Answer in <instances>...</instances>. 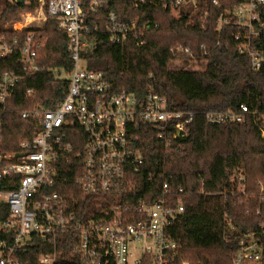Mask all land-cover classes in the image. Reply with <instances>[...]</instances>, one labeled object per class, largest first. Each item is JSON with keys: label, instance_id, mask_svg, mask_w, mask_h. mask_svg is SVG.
<instances>
[{"label": "built area", "instance_id": "1", "mask_svg": "<svg viewBox=\"0 0 264 264\" xmlns=\"http://www.w3.org/2000/svg\"><path fill=\"white\" fill-rule=\"evenodd\" d=\"M9 1L19 5L18 0ZM147 1L134 0V4L139 7ZM203 3L220 6L219 0H172L170 7L178 16L187 9L198 11ZM27 4L25 0L21 5ZM105 6V0H39L36 12L21 14L13 26L18 33L30 30L23 42L0 39V57L13 54L20 43L24 71L34 75L44 45L34 31L53 20L68 37L72 59L69 72L53 70L58 80L67 81L65 97L50 109L35 107L22 113L40 131L22 140L17 151L0 152V264H171L178 258L170 231L185 211L182 199L169 190L168 181L156 190L158 196L134 195L145 164L137 131L140 124L150 127L157 148L175 152L176 141L189 137L194 114L173 108L153 88L142 98L125 90L116 92L104 72L88 68L84 54L93 43L87 39V20L91 12L103 11ZM208 17L204 8L201 28ZM94 22L102 25L112 43L134 37L143 44L145 28L136 21L120 20L111 12L98 15ZM229 25L236 28L240 53L249 57L253 71H260L264 0H240L234 8L223 10L217 30ZM172 50L190 55V65L196 63L189 48L177 45ZM20 79L15 73L4 74L0 105ZM249 115V108L241 105L236 110L208 112L205 120L212 125L243 124ZM260 130L264 139V116ZM237 175L243 187L245 177ZM72 181L93 198L90 209L74 193ZM260 238L255 233L242 237L234 264H260Z\"/></svg>", "mask_w": 264, "mask_h": 264}, {"label": "trees", "instance_id": "2", "mask_svg": "<svg viewBox=\"0 0 264 264\" xmlns=\"http://www.w3.org/2000/svg\"><path fill=\"white\" fill-rule=\"evenodd\" d=\"M38 1L16 5L0 0V39L23 42L30 30L18 33L13 26L21 14L34 11ZM105 1L106 8L91 12L87 20V39L93 43L84 54L88 68L104 72L116 92L125 90L142 98L153 88L173 108L194 114L189 137L176 141L175 152L157 148L150 127L140 124L137 131L145 164L134 195L158 196L156 190L168 181L169 190L178 194L185 207L170 231L178 245V258L171 264H234L240 239L250 233L261 237L260 264H264V139L260 130L264 65L258 72L252 70L249 57L239 51L233 25L217 30L219 15L240 0H219V7L203 3L198 11L187 9L178 16L171 11L172 0H148L139 7L134 0ZM204 8L209 17L201 28ZM111 12L145 28L142 45L134 37L120 44L110 41L102 25L94 21ZM34 32L44 43L35 60L39 71L34 75L24 71L20 43L13 54L0 57V82L8 72L21 77L6 103L0 105V152L17 151L22 140L40 131L33 119L22 118L23 112L35 107L50 109L66 94L67 81L58 80L53 70L72 69L67 35L53 20ZM177 45L189 48L205 69L194 70L190 55L174 53ZM173 62L179 68H171ZM28 90L32 93L27 94ZM241 105L252 113L243 124L212 125L205 120L208 112L236 110ZM143 133L147 134L144 142ZM238 173L245 177L243 187L235 179ZM69 184L75 185L74 193L84 208L90 209L93 198L80 192L74 181Z\"/></svg>", "mask_w": 264, "mask_h": 264}, {"label": "rangeland", "instance_id": "3", "mask_svg": "<svg viewBox=\"0 0 264 264\" xmlns=\"http://www.w3.org/2000/svg\"><path fill=\"white\" fill-rule=\"evenodd\" d=\"M34 12H36V10H34ZM198 63V62H197ZM197 63H193L191 64L192 65V68H194V70H204L205 69V65L204 63H201V64H197ZM179 63L176 62V63H172V65L170 66L171 68H175V67H178L179 68ZM65 77V76H64ZM59 79V78H58Z\"/></svg>", "mask_w": 264, "mask_h": 264}, {"label": "water", "instance_id": "4", "mask_svg": "<svg viewBox=\"0 0 264 264\" xmlns=\"http://www.w3.org/2000/svg\"><path fill=\"white\" fill-rule=\"evenodd\" d=\"M25 0H18V4L21 5Z\"/></svg>", "mask_w": 264, "mask_h": 264}]
</instances>
